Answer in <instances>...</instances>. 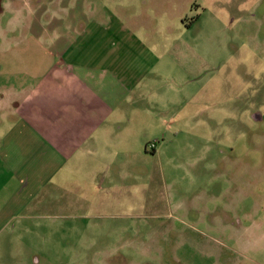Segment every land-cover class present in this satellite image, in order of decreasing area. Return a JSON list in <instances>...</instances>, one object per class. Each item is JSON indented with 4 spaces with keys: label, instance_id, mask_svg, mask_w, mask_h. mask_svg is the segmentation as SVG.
<instances>
[{
    "label": "rangeland",
    "instance_id": "374dc122",
    "mask_svg": "<svg viewBox=\"0 0 264 264\" xmlns=\"http://www.w3.org/2000/svg\"><path fill=\"white\" fill-rule=\"evenodd\" d=\"M0 2L1 71L72 60L86 118L115 126L50 160L62 190L0 208V264H264V0Z\"/></svg>",
    "mask_w": 264,
    "mask_h": 264
},
{
    "label": "crops",
    "instance_id": "0c3cea01",
    "mask_svg": "<svg viewBox=\"0 0 264 264\" xmlns=\"http://www.w3.org/2000/svg\"><path fill=\"white\" fill-rule=\"evenodd\" d=\"M0 7V12L19 8L6 9L1 2ZM47 9H42L39 13L42 15ZM58 10L57 16L51 12L46 26L54 31L51 41L64 46L62 39L65 38L58 25L62 24L63 15H67V18L70 15L64 12L60 4ZM71 19L64 23L74 32L78 23L74 15ZM186 24L185 27L188 28L191 23ZM20 27L23 28L24 25ZM71 61L58 58L56 63L48 65L45 73L37 77H33L28 71H1L0 66V169L3 168L2 173L0 172V191L4 193L3 197L0 193V208L17 207L19 211L28 202L33 203L39 190L43 193L46 183L51 182L56 189L62 190L64 187H60V169L53 170V166L49 165L50 160L58 163L60 160L73 159L75 154H79L81 158L100 155L102 151L96 149V140L103 139L106 142L112 138L110 134L114 131V125H102L86 118L88 114L85 105L91 102L85 97L87 94L83 93L82 78L72 71ZM3 62L5 61H0L2 65ZM26 66L27 69L33 67L32 63ZM10 76L14 80H7ZM31 80L35 82L31 84ZM102 126L112 128L107 132L108 136ZM88 144H91L90 152L86 151L89 154L79 153ZM48 146L50 151L47 150ZM155 148L156 146L150 152L155 153ZM121 154L123 152L118 153V156ZM102 166H106L104 162L93 178L97 188L102 181L99 176ZM42 195L44 199L45 194ZM1 212L2 209L0 214Z\"/></svg>",
    "mask_w": 264,
    "mask_h": 264
},
{
    "label": "trees",
    "instance_id": "16d2710c",
    "mask_svg": "<svg viewBox=\"0 0 264 264\" xmlns=\"http://www.w3.org/2000/svg\"><path fill=\"white\" fill-rule=\"evenodd\" d=\"M193 20L190 21V23H192ZM154 145V143H152ZM151 148V151L153 150L154 146L153 147H150Z\"/></svg>",
    "mask_w": 264,
    "mask_h": 264
},
{
    "label": "built area",
    "instance_id": "2783aa9c",
    "mask_svg": "<svg viewBox=\"0 0 264 264\" xmlns=\"http://www.w3.org/2000/svg\"><path fill=\"white\" fill-rule=\"evenodd\" d=\"M153 146H154L153 144L150 145V147H153Z\"/></svg>",
    "mask_w": 264,
    "mask_h": 264
},
{
    "label": "flooded vegetation",
    "instance_id": "af4514ba",
    "mask_svg": "<svg viewBox=\"0 0 264 264\" xmlns=\"http://www.w3.org/2000/svg\"><path fill=\"white\" fill-rule=\"evenodd\" d=\"M185 25H187V24H185Z\"/></svg>",
    "mask_w": 264,
    "mask_h": 264
}]
</instances>
